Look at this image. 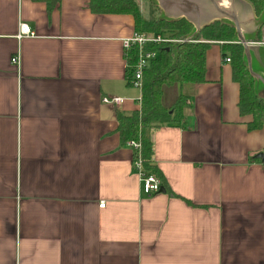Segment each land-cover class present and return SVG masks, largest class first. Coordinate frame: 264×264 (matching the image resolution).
Segmentation results:
<instances>
[{"label":"crops","instance_id":"0c3cea01","mask_svg":"<svg viewBox=\"0 0 264 264\" xmlns=\"http://www.w3.org/2000/svg\"><path fill=\"white\" fill-rule=\"evenodd\" d=\"M20 24L36 38L18 41ZM134 30L89 0H0V264H264V130L239 115L218 42L205 83L184 86L182 124L150 132L166 188L144 195L116 133V114L139 110Z\"/></svg>","mask_w":264,"mask_h":264},{"label":"trees","instance_id":"16d2710c","mask_svg":"<svg viewBox=\"0 0 264 264\" xmlns=\"http://www.w3.org/2000/svg\"><path fill=\"white\" fill-rule=\"evenodd\" d=\"M151 11L157 10L153 0H147ZM253 7L256 16L264 10V0H246ZM89 8L94 14L130 15L135 24L136 34L151 33L164 39L181 43L152 47L157 58L144 69L141 78L139 110L130 116L116 114V133L123 145L128 142L139 144V152L134 159L141 163L144 176L153 175L165 187L161 173L152 162V143L150 132L165 125H181L184 108L189 98L180 95L165 105L162 101L165 89L194 86L205 83V53L211 42L220 43L222 59L229 58L232 81L238 85V112L241 117L250 116L246 124L248 131L264 130V101L254 92L253 80L242 60V46L237 43L236 33L230 25L215 22L203 28L192 40L187 41L192 26L186 21H165L151 15L148 20L142 18L135 0H89ZM257 39L262 37L257 33ZM195 42V43H193ZM127 86L133 77L135 53H127ZM130 87V86H129ZM264 154V150H263ZM264 165V160L262 161ZM164 188V189H165Z\"/></svg>","mask_w":264,"mask_h":264},{"label":"water","instance_id":"95a60500","mask_svg":"<svg viewBox=\"0 0 264 264\" xmlns=\"http://www.w3.org/2000/svg\"><path fill=\"white\" fill-rule=\"evenodd\" d=\"M165 21L184 20L192 26L187 41L215 22L233 27L237 43L242 46V60L252 78L255 94L264 101V48L253 45L256 33L264 25V10L258 18L245 0H154ZM264 160L263 154L254 157ZM160 194L164 193L162 188Z\"/></svg>","mask_w":264,"mask_h":264},{"label":"built area","instance_id":"2783aa9c","mask_svg":"<svg viewBox=\"0 0 264 264\" xmlns=\"http://www.w3.org/2000/svg\"><path fill=\"white\" fill-rule=\"evenodd\" d=\"M36 34L25 24H20L18 26V31L16 34V39L18 41L22 39H34ZM181 41H174L164 39L161 36H154L151 34H134L131 38L126 39L122 42L123 49L127 55L128 52L133 51L135 53L134 65H133V77L129 79V86L133 88H141V78L144 69H146L151 61L156 59L157 52L152 51L150 48L157 47L162 48L164 45H172L180 43ZM256 45L264 46V38ZM226 64L230 63L228 58L224 59ZM11 63L17 65L18 58H13ZM122 100L119 98L103 99L104 104L119 106ZM126 145L134 150V152H139V144L136 142H128ZM133 166L138 170L141 179L142 191L145 196L150 197L159 192L160 181L153 175L144 176L141 171V163L138 158L133 161ZM100 208L104 207V204L99 205Z\"/></svg>","mask_w":264,"mask_h":264},{"label":"rangeland","instance_id":"374dc122","mask_svg":"<svg viewBox=\"0 0 264 264\" xmlns=\"http://www.w3.org/2000/svg\"><path fill=\"white\" fill-rule=\"evenodd\" d=\"M141 2L142 1L139 2L140 3L139 7L141 8V12H142L143 16L146 18V12L144 11V9L146 10V7H145L146 4H145V2L144 3H141ZM187 93H188L187 88H185V87L168 88V89H165V91H164L162 101L167 106V105L171 104L176 97H178L180 95L186 96Z\"/></svg>","mask_w":264,"mask_h":264}]
</instances>
